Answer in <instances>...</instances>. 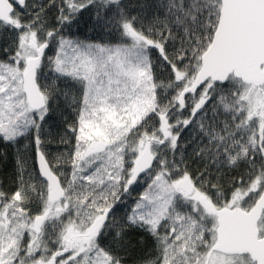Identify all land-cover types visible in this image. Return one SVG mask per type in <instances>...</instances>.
<instances>
[{"label": "trees", "instance_id": "trees-1", "mask_svg": "<svg viewBox=\"0 0 264 264\" xmlns=\"http://www.w3.org/2000/svg\"><path fill=\"white\" fill-rule=\"evenodd\" d=\"M46 1L54 2L40 13L29 10V5H45ZM80 2L24 0L13 14L24 28L40 25L50 36L45 40L48 49L37 71V82L46 99L41 110H46L45 116L15 137L0 134V203L10 217L34 207L45 196L47 187L37 170V151H42L54 172L60 174L73 199L89 200L93 193L84 178L89 171L78 177L74 170V160L85 148L79 129L83 120L91 117L87 115L88 87L81 78L65 74L56 63L63 45L69 42L80 47H113L129 43L132 35L146 41L143 47L152 76L153 102L129 136L135 140L141 136L151 138L157 153L150 174L158 170L198 176L199 188L220 190L225 204L234 190L257 182L264 172V118L261 123L251 112L245 97L248 85L234 77L226 84L208 82L186 98L184 108L176 103L181 91L192 83L201 57L212 42L221 0ZM18 41L19 29L14 23L0 21L1 61L12 62L19 50ZM165 113L171 134L177 137L176 144L171 137L160 143ZM254 137L256 143H252ZM244 174L254 175L255 179L238 177ZM204 175L209 178L203 179ZM96 192L102 196L110 193L109 187ZM116 210L112 224L99 238L100 249L110 257L111 264H154L159 253L154 238L126 223L120 206ZM65 220L49 221L51 243L58 244Z\"/></svg>", "mask_w": 264, "mask_h": 264}, {"label": "rangeland", "instance_id": "rangeland-1", "mask_svg": "<svg viewBox=\"0 0 264 264\" xmlns=\"http://www.w3.org/2000/svg\"><path fill=\"white\" fill-rule=\"evenodd\" d=\"M50 2L52 1H46L45 5H29V10L40 13L43 7L50 6ZM71 2L81 3L80 0ZM13 23L15 28L19 29V50L12 62L0 60V134L5 137H15L30 130L35 126V122L46 114V110L33 112L28 106L23 92V76L28 59L38 55L37 50L31 46L32 41L35 40L40 46L46 43L45 40L50 34L43 26L36 24L24 28L21 20L16 17H13ZM129 40V43L113 47H80L69 42L63 45L58 54L56 63L59 69L65 74L84 80L89 92L87 115L91 117L84 119L79 129V136L84 140L85 148L74 160V170L78 177L84 175V171H89L88 167L97 161L101 162L96 165V170L103 168L107 176L123 172L125 154L121 145L128 143L129 149L134 150L132 153L135 152V158L142 153L147 141L151 140L148 136L139 137V141L133 142L132 147L127 135L130 129L149 113L153 102L152 76L143 47L146 41L136 35H132ZM245 97L251 105L252 114L262 123L264 86H248L245 89ZM256 139L257 137H254L252 143H256ZM98 141L108 143L109 146L103 152L96 151L101 154L93 156L94 151L89 152V149ZM153 151L157 153L156 149ZM134 158L130 161L134 162ZM155 174L157 180L154 182L153 192L146 196L144 209V221L154 227L166 217L171 201L177 196L175 184L178 179L168 177L169 173L164 171L157 170ZM86 177L89 178V175ZM63 183L67 196L54 205L46 202L44 196L40 201L43 204L40 214L35 211L37 209L26 207L27 210L10 217L6 206L3 202L0 203V264H55L56 261L58 264H111L108 255L96 243L89 242L86 238L91 211L88 203L72 201L65 181ZM255 185L257 190L263 187L264 172ZM80 209H84V212H79ZM37 214L45 216L40 226V234H37L35 225ZM175 214L171 221L178 223L175 227L179 232L180 228L185 226L180 223L185 222L186 218L183 219L181 214H178L181 217H177ZM64 218L67 220L63 223L58 244H53L48 239V223ZM71 218L74 219L70 220ZM66 250L71 252L68 259L62 256ZM226 262L249 264L246 258Z\"/></svg>", "mask_w": 264, "mask_h": 264}, {"label": "water", "instance_id": "water-1", "mask_svg": "<svg viewBox=\"0 0 264 264\" xmlns=\"http://www.w3.org/2000/svg\"><path fill=\"white\" fill-rule=\"evenodd\" d=\"M20 6L24 0H16ZM16 4L12 0H0V21L13 23ZM31 46L38 55L28 59L23 76V92L28 106L39 112L46 106V99L37 82V71L48 43L40 46L35 40ZM234 77L248 86H264V0H221L219 21L208 49L201 57V66L192 83L185 87L177 98L180 108L186 106V98L196 94L208 82L226 84ZM163 140L171 135L168 113L162 116ZM156 163L152 141L146 143L139 155L129 185H133ZM39 175L48 186V200L54 205L65 197L60 176L54 172L42 151L36 153ZM178 188L191 195L194 185L185 178ZM264 213V192L250 211L241 208H225L218 212L217 241L214 250L226 254H248L256 264H264V237H259V221ZM108 212L100 216L88 229L89 240L96 238L107 221ZM44 217L36 219L39 229Z\"/></svg>", "mask_w": 264, "mask_h": 264}, {"label": "flooded vegetation", "instance_id": "flooded-vegetation-1", "mask_svg": "<svg viewBox=\"0 0 264 264\" xmlns=\"http://www.w3.org/2000/svg\"><path fill=\"white\" fill-rule=\"evenodd\" d=\"M12 1L16 4V8H17L16 0H12ZM257 88H261V87H257ZM262 134H263V127L261 128L258 135L261 137ZM127 135L129 137V140L132 139L131 146L133 145V142L139 141V139L135 140L133 136H129V134ZM170 137L172 139L173 144H176L177 141L176 135L171 134ZM256 140L258 141V139ZM108 146H109L108 143L98 141L92 144L91 146L92 150L90 148L89 152L94 151L93 156H97L101 153H97L96 151L101 150L103 152L108 148ZM121 146H122L121 149L123 150V154H125L124 157L125 169L123 170V172L115 176H110V175L107 176L103 172V168H100V170H96V165H98V163H100L101 161L93 162L95 164L93 165L91 164L92 167L91 165L89 166V173H87L84 176L85 181L91 187L90 189L93 191V193L89 197V200L86 199L75 200L70 196L72 201L76 203H80V202L88 203V206L91 211L89 214V225L87 227V231L100 216L108 212L107 221L96 238L89 240L86 232V238L88 239L89 242H94L98 245V241L101 234L107 228V226H110L112 224L110 223L111 217L115 214V212L117 211L116 209L120 206L122 209L121 213L124 216L126 223L132 224L133 226H138L143 232H147L154 238L159 252L155 260L156 262L154 264H226L229 263L226 261L235 262L242 258H246L249 264H256L248 254H226L214 250V245L216 244L217 241V230L219 226L218 212L225 208H229V209L241 208L247 212L250 211L255 206L258 199L264 192V190L256 189V185H255L256 182H254L248 188L244 187L239 190H234L232 197L229 200H227L225 204L224 196L222 195L220 190L199 188L200 185L197 183V180H199L198 176H194V175L178 176L175 174H167V176L172 179L178 178L177 183L175 184V193L177 194V196H175L174 197L175 199L171 201L168 208L169 211L167 212L166 217H164L158 223V225L154 227L144 221L145 219L144 209L146 207L145 205V202L147 200L146 196H148L150 193L153 192L152 189L154 187V182L157 180V174L155 173L150 174L149 172L143 174L136 180V182L133 185L130 186L129 181L133 175L135 163L139 156L134 158L135 152L132 153L134 150H132V148L129 149L128 143L126 145H121ZM153 149L155 148L153 147ZM133 158H134V162L130 161V159ZM87 175H89V178L86 177ZM238 177L243 178V180L255 179L254 175H247V174L238 175ZM185 178L190 179V181L194 185V190L191 195H187L185 191L178 188V182ZM205 178H209V176L204 175L203 179ZM45 185L47 188L43 192L46 198V202L48 201V203L50 204L48 200V186L46 183ZM62 185L64 187L63 182ZM104 187L107 188L109 187L110 193H103L102 196L101 194L96 192L98 189ZM65 192H66L65 194L66 197L67 196L66 189ZM16 198H18V196ZM45 198H44V202H45ZM35 203L36 204L34 205V207H32V209H37L35 211H38L37 213L40 214L39 211L41 210L43 204L40 202H35ZM83 210L84 209H80L79 212L83 213L84 212ZM175 213L177 214V217L183 216V219L186 218L185 222H187L185 223L182 221L180 223L181 225L183 224L185 226L181 227L179 232L178 229L176 228L178 226V223L175 222L176 223L175 225L174 221L173 222L171 221V218ZM38 214L35 218V225H36V219L39 216L44 217L42 223L45 220L44 215H38ZM178 214H181V216ZM139 216L140 219H138ZM73 219L74 218H71L70 220ZM258 226H259V237L263 238L264 213L261 220L259 221ZM41 229L40 227L38 229L36 225L37 234L41 233ZM24 244L25 242L23 243V245ZM62 250H60V252H62ZM70 253L71 252L69 250H66L64 251L62 256H65L68 259ZM55 264H58L57 261Z\"/></svg>", "mask_w": 264, "mask_h": 264}]
</instances>
